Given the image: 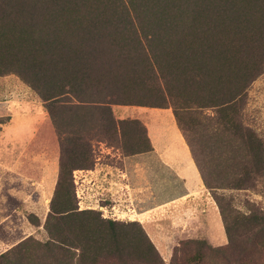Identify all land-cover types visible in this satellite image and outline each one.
Segmentation results:
<instances>
[{
	"label": "trees",
	"instance_id": "16d2710c",
	"mask_svg": "<svg viewBox=\"0 0 264 264\" xmlns=\"http://www.w3.org/2000/svg\"><path fill=\"white\" fill-rule=\"evenodd\" d=\"M263 73L264 0H0V77L42 101L60 151L48 239L21 240L0 264H165L139 222L77 206L73 172L93 169V141L122 156L153 150L144 124L117 120L114 105L172 110L222 216L227 247L187 239L169 264H264L238 248L264 252V212L235 211L220 192L264 176V141L243 121Z\"/></svg>",
	"mask_w": 264,
	"mask_h": 264
},
{
	"label": "rangeland",
	"instance_id": "374dc122",
	"mask_svg": "<svg viewBox=\"0 0 264 264\" xmlns=\"http://www.w3.org/2000/svg\"><path fill=\"white\" fill-rule=\"evenodd\" d=\"M136 110L131 108L127 114L137 115ZM151 110L158 112L154 116L161 120L158 122V128L151 131V135L155 137V133L158 132L159 145L169 143L171 135L168 133L170 131L168 117L169 113L173 116V112L170 109ZM2 120L4 123L0 125V254L29 236L41 242L48 239L44 224L57 182L60 155L57 135L43 103L13 75L0 77V121ZM243 121L264 141V73L247 89ZM156 145L158 146V143ZM92 146L95 163L100 155V147L118 151L96 141L92 142ZM118 153L120 158L124 157L120 151ZM200 153L201 163L207 167L210 149L205 148ZM218 154H221V151L214 149L212 155ZM109 158L110 155H107L105 161L112 164L116 162L124 168L121 159ZM153 168L155 178L148 179L142 172L143 166H140L137 179L134 181L135 186L124 187V192L114 197L107 190L102 193L104 187H97L93 182L87 186L89 192L86 195L83 188L85 184L83 173L89 169L75 170L73 183L78 209L94 210L99 212L103 219L124 223L139 222L165 264H169L173 250L187 239L205 240L212 248L227 247L229 239L211 191L208 189L215 202L213 215L207 220L200 218L196 226H191L183 220L184 218L187 220L188 217L182 206L174 204L175 200H170L183 191L181 181L171 175L163 164L155 162ZM97 192H101V195ZM220 192L228 198L231 208L235 211L264 212V176L256 182L254 188L225 189ZM115 204H118L116 208L113 206ZM143 212L148 213L141 216ZM30 214L37 217L40 226H34L29 221ZM232 232L240 234L236 229ZM249 243L240 242L238 248L250 251L251 258L262 263L264 252H259ZM236 250L233 248L232 251L226 252L231 258ZM229 264L234 263L230 260Z\"/></svg>",
	"mask_w": 264,
	"mask_h": 264
},
{
	"label": "crops",
	"instance_id": "0c3cea01",
	"mask_svg": "<svg viewBox=\"0 0 264 264\" xmlns=\"http://www.w3.org/2000/svg\"><path fill=\"white\" fill-rule=\"evenodd\" d=\"M27 88L30 89L29 87ZM131 108L137 109V115L129 116L127 114ZM168 109H160V111H167ZM112 110L117 120L127 118L141 120L147 129V134L152 144L153 150L146 153L124 156L123 158H120L118 151H112L102 146L100 147V155L97 157L94 168L84 170V179L87 182L95 183L94 185L97 187H104L101 192L104 193V191L107 190L114 197L116 194L123 193L124 187L135 186L136 183L134 181L137 179L140 166H143L142 172L146 175V178H155V169L153 168V163L158 162L163 164V167L182 183L183 191L178 195L173 196L170 200H175L174 204L182 206V210L188 217L187 220H185V218L183 219L185 223L187 222V224L189 223L191 226H196L199 223L198 220L200 218L207 220L209 216L213 215L215 202L203 183L191 150L187 145L183 134L179 130L174 116H170L171 114L169 113L168 123L170 126V131H168V133L171 135L169 143L159 145L158 132L155 133V137L151 135V131L154 128L157 129L158 122H161L160 119L154 116L158 112H155L148 107L119 105L112 106ZM148 114L153 115L154 118L150 117ZM21 119L22 121L24 120L22 117ZM13 120V117H11V121ZM157 143L158 146L156 145ZM107 155H110L109 159H121L124 168L117 165L116 162L115 164L106 162L105 159ZM101 192L97 193L101 195ZM117 205L118 204H115L113 206L116 208ZM147 213L148 212H143L141 213V216L147 215Z\"/></svg>",
	"mask_w": 264,
	"mask_h": 264
},
{
	"label": "built area",
	"instance_id": "2783aa9c",
	"mask_svg": "<svg viewBox=\"0 0 264 264\" xmlns=\"http://www.w3.org/2000/svg\"><path fill=\"white\" fill-rule=\"evenodd\" d=\"M83 179H84V177H83ZM83 181H85L84 183V186H83V188H84V191H86V195H88V192H89V188L87 187L88 185H89V183L90 182H87L86 183V180L84 179ZM94 186V185H93ZM88 198V197H87Z\"/></svg>",
	"mask_w": 264,
	"mask_h": 264
}]
</instances>
